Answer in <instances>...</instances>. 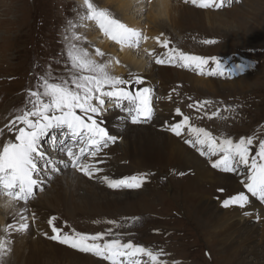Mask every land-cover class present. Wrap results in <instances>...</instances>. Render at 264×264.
<instances>
[{"label": "snow or ice", "instance_id": "1", "mask_svg": "<svg viewBox=\"0 0 264 264\" xmlns=\"http://www.w3.org/2000/svg\"><path fill=\"white\" fill-rule=\"evenodd\" d=\"M183 2L200 9L221 10L231 7L233 3H240V0ZM80 7L84 11L78 13V21H68L66 32H71V35L64 37L70 41L66 51L68 76L56 77L48 71L37 77L35 90H28L25 106L7 126L14 133V140L8 139L0 147V197L5 200L3 207L11 209L19 206L16 212L18 223H7L0 227V232L4 233L0 236V264L11 251L12 234L24 233L29 229L28 205L35 197V190H44L43 178L50 180L52 174L60 170L58 165L71 166L89 179L97 177L102 171L99 165L105 161L99 158L100 154L118 140V136L110 134L105 127L104 118L110 110L109 106L111 110L125 114L119 117L121 123H148L153 117V90L143 86L145 80L139 76L123 79L112 75L110 69L113 63L119 64V61L109 59L100 62L95 59L88 50L75 43L81 39L75 29L92 22L120 50L139 49L141 42L147 41L148 37L115 18L109 10L98 7L93 0H81ZM155 42L167 50L164 57L155 58V64L191 70L199 76L231 79L252 67L245 63H235L229 67L214 56L185 53L169 47L170 41L160 36L155 38ZM217 42L215 39L201 41L204 45ZM104 55L99 48L95 49V57ZM147 55L153 56L154 53L149 51ZM209 104V100L196 101L195 105L188 104V108L200 111ZM229 110L227 107L224 109ZM220 111L218 108L208 118L218 117ZM175 113L182 119L168 125L172 134L180 137L186 129L191 137L185 139L186 144L195 148L201 156L217 157L210 160L213 169L224 173L239 172L244 176L240 182L245 191L224 199L222 206L245 209L250 197L264 204V138L248 136L234 140L227 136H215L205 128L193 126L189 116L183 115L179 108ZM45 142L49 143L50 151L42 147ZM53 154L59 159H54ZM62 157H67V160ZM100 179L113 190L140 189L145 183L143 174L118 180L108 176ZM31 220L35 221L34 212ZM54 220L55 217H52L47 221L51 227V240L80 253L91 254L107 264H169L168 260L163 259L167 255L163 249L154 251L132 241H124L120 233H113L111 229L95 234L75 231L62 233L54 225Z\"/></svg>", "mask_w": 264, "mask_h": 264}, {"label": "rangeland", "instance_id": "2", "mask_svg": "<svg viewBox=\"0 0 264 264\" xmlns=\"http://www.w3.org/2000/svg\"><path fill=\"white\" fill-rule=\"evenodd\" d=\"M147 1L148 0L145 1L144 8L141 7L142 9L138 12L135 11L138 7L135 5L138 4L137 2H135V4L134 2H132L133 4L129 3L130 11L126 9L127 12H135V22H137L139 30L142 31L145 36L146 32L144 30L147 26L149 29L147 32L155 34L162 32V36L171 42H173L174 39L178 40V36L180 37V35L184 37L186 34L192 32L206 38L215 37L219 39L220 42L211 45L208 51L204 53L210 54L212 50L215 54H229L233 58H237V60L233 62H241L242 60L246 64L252 65V67L245 72L235 75L236 78L233 77L234 79H241L244 81L238 84L240 86H245L246 90H244V93L238 92L237 94L225 95L219 90V93L212 94L202 88L192 87L190 84L184 87L180 79H171L172 77H169L161 80L159 78V73L163 67H156L149 64L144 58V54L146 55L148 48H145L147 46L146 42L142 41L139 49H128V52L134 55V59L145 61L143 64L147 69L156 67L154 72L158 74L152 79L151 83L154 87V100H156L158 104H161V99L159 98L160 94H164L167 99L171 100L167 105L162 104L163 109H160V105L158 113H162V115L165 116V114L170 111H174L177 108L181 109L182 107L184 110L181 109V112L183 115L189 116L190 123L193 126L205 128L215 136H227L234 140L248 136H255L258 139L264 138V0H240V3H235L231 7L223 8L222 10H218V12L214 10L213 12L216 14L227 12L228 15H219L221 18L215 20L216 24L212 29L206 25L203 26L200 24H195L196 28L193 29L190 27L180 28V25L172 24L171 26V24H168V21L162 23V25H157V27L151 23V26L147 18L149 15V9L147 8L153 6L151 3L154 4L153 1L156 2V0H152L150 3ZM71 2L73 6L70 9L69 3ZM170 2L172 3V7L176 4L178 6H184L179 3V1L177 2V0H170ZM93 3L100 8L109 10L112 14L115 12L120 18L122 16L121 10L116 8L115 0H111L110 4L108 0H93ZM80 4L81 0H0V147H2L4 142L10 139V133L7 127L9 124V117L7 120L5 118L9 108L12 107L13 104H19L21 101H25L21 99V95H19L22 88L26 86L32 87L33 90H35L37 77L44 75L48 71H51L54 76H68L66 51L67 44L70 41H66L64 37L66 34L69 36L71 35V32H66L68 21L70 20L69 13L75 17V13L81 8ZM242 9H244L243 13H245L246 9H250V12L248 14L245 13L244 17H242ZM82 11L84 10L82 9ZM203 11H205V9ZM146 12L148 15H146ZM88 26L93 29L88 30L87 23L85 27H78L75 29L76 34L81 37V39L75 41V43H80L79 45L82 47L87 42V44L90 45L88 48L91 50V54L100 62L109 59L115 61L111 57H103L102 60H100V57H95L96 48L92 43L95 41L91 40L94 36L97 38L100 33L99 29L93 25L92 22L89 23ZM81 29L87 30V32L83 34L82 31H80ZM147 36L149 41L152 42L150 36L148 34ZM162 36H160L161 39H163ZM98 40L100 41L101 39L99 38ZM179 40H181V37ZM222 45H227V48H223ZM96 46L98 47L97 44ZM170 46L175 47V44H170ZM99 48L118 58L119 64L113 63L111 67V70L115 73L114 66H120V63H122L120 67L125 64L131 66L128 63L123 64V61L117 54L115 55L108 50H103L100 46ZM161 51L163 52L161 55L165 56L167 50L161 49L160 52ZM223 51L226 54L223 53ZM115 52L118 53L117 48ZM35 65L40 67L34 69ZM117 76H119V74H117ZM218 79L222 78H214L211 80ZM234 79H231V81ZM222 80L226 81V79ZM174 81L176 82L173 83ZM32 82L34 83L31 84ZM238 85L236 86L238 87ZM169 87H174L176 90H171ZM184 90L187 91L183 92ZM23 92L24 91H21V93ZM181 94L182 97H180ZM171 96H173L172 99ZM166 100L164 102H166ZM203 100H209L211 104L206 105L200 111H196L195 108H188V104L191 102V104L195 105L196 101ZM226 107L230 110L224 111ZM218 108L221 110L220 115L209 119V115ZM223 117L228 118L224 119ZM170 118V122L173 123L178 122L174 121L176 119H182V117L179 119L176 114L172 115ZM2 119L6 121L1 122ZM155 125L158 124L156 123ZM143 126L151 127L150 124L148 126L141 125L140 127ZM138 127L139 126H125V128ZM183 133L184 134L178 138L184 139L188 137L186 129ZM185 145L188 151L191 149V152H197L195 148H192L186 143ZM142 158L145 160V163L148 162V164H144L138 168L136 175H145V183L143 186L140 189L134 190H117L123 193H132V191L136 190L135 192H143L144 194L148 191L145 194V201L143 204L137 205L134 209L132 208L126 211L122 208L119 210L120 212L118 211L110 214L115 224L123 225V227L118 226L117 229L115 226V229H113L114 231H112L114 233H120L124 241H132L135 244L145 246L154 251L163 249L167 254L163 259L168 260V262L172 264L173 262H175V264H223L218 258L219 251L215 247L208 245L206 230L196 222L197 220L184 198L183 191H179L178 187H176L178 186L176 185L177 183L173 182L169 167H166L167 162L159 158L147 159L144 156H142ZM202 159L205 160L204 162H206L207 165L211 164V159H208L207 155L203 156ZM214 171H218L217 173L222 175L226 174L217 169H214ZM127 176L128 175L124 177ZM63 177H65L63 169L60 168L57 173L52 174L50 180L43 178L45 181L43 184L44 190L41 192H43V194L49 193L52 188L54 189L57 183H63ZM51 181H55L56 184ZM102 186H104V184ZM216 187L219 186L216 185L215 188ZM144 188L145 190H143ZM124 190L126 191L124 192ZM41 192L36 194L38 198L42 195ZM215 200L219 203L222 202L220 198H216ZM57 227L61 229L62 233H71L73 231L88 233L84 228L80 230L75 226L73 227L66 219L60 217H58ZM12 236L10 237L11 239ZM51 241L54 244L71 250V248L65 245H61L53 240ZM12 243L10 245L11 251L4 256L3 264H66L62 263L64 262L62 260L57 258L53 259L54 257L51 256L52 258H50L47 255H43V257H30L28 250L25 248L18 251L15 255H12L15 245ZM88 256L97 261L104 262L91 254Z\"/></svg>", "mask_w": 264, "mask_h": 264}, {"label": "bare ground", "instance_id": "3", "mask_svg": "<svg viewBox=\"0 0 264 264\" xmlns=\"http://www.w3.org/2000/svg\"><path fill=\"white\" fill-rule=\"evenodd\" d=\"M115 1L116 8L121 10L122 14L119 20L139 30L138 24L135 22V12H127L126 9L130 11L129 3L133 4L132 2H134L135 4V2H137L138 4L135 5L138 7L135 11L138 12L142 9L141 7L144 8L146 0ZM153 2L154 4L151 3L153 6L147 8L149 9V15L147 13L148 10L146 15H148L149 24L151 25L152 23L156 27L168 21V24H171V26L172 24L180 25V28L190 27L193 29L196 28L195 24H200L203 26L206 25L212 29L215 27V20L221 18L219 15H228L227 12L216 14L213 11H202L190 8L186 5L178 6L176 4L175 6L178 7H172L170 0H156V2ZM108 3L110 4L111 0H108ZM250 9H246L245 13L248 14ZM243 10L244 9L241 10L242 17L245 15ZM147 34L150 37L156 35L152 32H147ZM99 38L101 39L100 41L98 40ZM91 41L96 42L98 45L97 48L100 46L103 50H108L115 55L117 54L123 61V64L128 63L131 65L129 66L131 69L146 74V79L151 80V83L152 79L158 74L154 72L156 67L147 69L143 64L145 61L134 59V55L128 52V49L120 50L118 45L108 41L101 33L97 38L95 36L92 37ZM145 42L147 45L145 48L149 50V44L152 42ZM77 44L80 46V43ZM153 46L155 50L159 52L157 55L164 57L161 55L163 52H160L162 48H160L156 42L153 43ZM116 48L118 49V53L115 52ZM204 55L216 56L218 54H215L211 50L210 54L206 53ZM235 63H242V61L234 62V64ZM121 65L122 63H120V66ZM120 66H114L116 74L125 71V68ZM193 75L194 74L191 72L189 73L179 68L176 70L172 68H161L159 78L161 80L169 77H172L171 79H180L184 87L190 84L192 87L202 88L212 94L219 93V90L225 95L237 94L238 92L244 93V90H246L245 86L238 85L243 81L241 79H234L233 81H231V79L226 81L222 79L205 80L204 77H196ZM175 82L176 81L173 83ZM236 85H238V87ZM169 89L176 90L174 87H169ZM185 91L187 90L183 92ZM160 96L163 97L164 101L167 99L164 94H160ZM180 97H182V94ZM181 109L184 110L182 107ZM172 114H176L175 110L170 111L165 114V116L159 113L156 120L160 121V119H163L162 122L165 120L170 121ZM180 118L181 117H179V119ZM112 119L108 118L104 120L109 126L112 135L120 137H118L117 142L112 147H109V149L102 154L101 159L105 161L103 164L99 165L102 171L94 180L87 182L85 179L75 175L72 170L62 168L65 176L63 177L64 181L61 179L63 183H57L55 187L53 186L54 189L52 188L53 190L51 189L47 194L41 192L42 195H38L39 198L31 205V211L36 213L35 227L37 233L35 234L28 230L24 233H14L11 239L15 244L12 255H15L18 251L25 248L28 250L30 257H43V255H47L50 258L54 257L53 259L57 258L62 260L64 261L62 263L66 264H105V262L97 261L86 254L78 253L75 250H69L52 243L49 238L52 235L51 227L48 225L47 221L55 217L54 225L57 227L58 217L64 218L71 223L73 227L75 226L80 230L84 228L89 234L103 232L108 229L113 230L115 226L117 229L120 224L107 223L108 221H114L110 214L118 212L122 208L128 211L132 208H136L137 205L143 204L146 198L145 194L148 191L144 194L143 192H135L136 190L132 191V193L109 190L105 183L104 186L100 184V177L108 176L110 179L117 180L128 174L137 173L138 168L144 164H148V162L145 163V160L142 158V156H144L147 159L159 158L167 162L166 167H169L173 182L177 183L176 185L178 186L176 187H178L179 191H183L184 198L190 206L197 220L196 222L206 230L208 245L215 247L219 251L218 258L223 264H264V221L261 218H254L257 223H252L240 217L247 211L246 207L245 209H240L235 206L224 208L222 202L219 203L215 200L216 198H220L221 201H223V199H228L242 192V188L233 174L226 173L222 175L217 173L218 171H214L212 167L210 168L211 164L207 165V163L204 162L205 160L200 158L199 153L191 152L192 150L190 148V151H188L184 141L191 137L188 136L184 139H180L174 134L163 133L162 129L159 128L162 122L159 124L154 120L153 123H157L158 125L154 126L153 124L151 127L139 126L138 128H125L120 132L119 125ZM174 121L179 120L176 119ZM9 133L10 139L14 140V133L10 131ZM51 182L54 183L55 181ZM216 185L219 187L215 188ZM221 189H223V191H221ZM143 190H145V188ZM125 191L126 190H124V192ZM4 203V201L0 200V226L5 222V217L7 218L11 214V212H7L3 208ZM256 211L260 214L263 213L258 206L256 207ZM7 223H12V221L8 220ZM169 264L172 263L169 262Z\"/></svg>", "mask_w": 264, "mask_h": 264}]
</instances>
